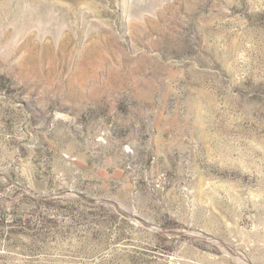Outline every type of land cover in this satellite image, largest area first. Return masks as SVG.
<instances>
[{"label": "rangeland", "instance_id": "374dc122", "mask_svg": "<svg viewBox=\"0 0 264 264\" xmlns=\"http://www.w3.org/2000/svg\"><path fill=\"white\" fill-rule=\"evenodd\" d=\"M0 264H264V0H0Z\"/></svg>", "mask_w": 264, "mask_h": 264}]
</instances>
